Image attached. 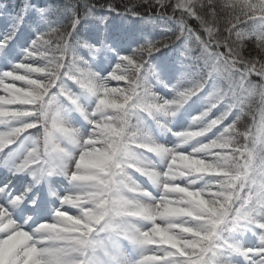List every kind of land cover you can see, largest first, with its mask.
I'll return each mask as SVG.
<instances>
[{
	"label": "snow or ice",
	"instance_id": "snow-or-ice-1",
	"mask_svg": "<svg viewBox=\"0 0 264 264\" xmlns=\"http://www.w3.org/2000/svg\"><path fill=\"white\" fill-rule=\"evenodd\" d=\"M143 3L175 27L114 32L115 5L85 0L83 16L36 8L24 44L22 15L0 35V152L20 185L0 179V264H264V0Z\"/></svg>",
	"mask_w": 264,
	"mask_h": 264
},
{
	"label": "trees",
	"instance_id": "trees-1",
	"mask_svg": "<svg viewBox=\"0 0 264 264\" xmlns=\"http://www.w3.org/2000/svg\"><path fill=\"white\" fill-rule=\"evenodd\" d=\"M84 3L85 0H0V35L7 33L11 29L12 25L16 20L17 15H22L24 17V22L23 25L21 26L22 29L19 34V41L21 44H24L26 38L35 28V24L33 23V21L38 18L35 12L36 8H51V9L63 10L67 6L70 9L78 10L79 15L83 16ZM87 3L95 6L96 8L95 15H101V14L107 15L106 9L101 10L99 8V5L106 3H112L115 5V7L119 10V12L122 15L116 16L113 13L111 16H109V25L114 32H135V33L142 32L149 38L160 39L164 35L163 30L166 26L175 27L174 22H169L167 25H165L164 21L157 19L158 6L150 8L148 5L143 3V0H87ZM27 4H31L33 7L29 8L27 12H24L25 5ZM126 4H135L136 10L141 14V17H143V19L137 17H131V16L124 17L123 16L124 6ZM167 14L171 15L170 8L167 9ZM176 15L177 18H179V13H177ZM149 17H151V19H149ZM51 19L56 20L57 16L53 14ZM62 20L65 25L69 23L66 17H63ZM89 21L90 22L92 21L91 17H89ZM188 22L192 27L198 28V24L196 21L190 19ZM233 40H235L234 35H233ZM175 43L178 42L173 41V44ZM237 43L239 44V42ZM17 51L19 52V48L17 49ZM198 51H199L198 49L193 47V55H197ZM242 52L245 56L250 55L255 57L258 55V49L256 48L255 43L247 39L243 41ZM78 55L83 56L85 60L89 61V63H92L93 58L91 57V54L88 53L87 49L81 48V50L78 52ZM156 55L161 58L175 59L176 57L182 56V52L181 49L173 47L172 50L162 49L161 53H157ZM184 78L191 79L192 77L191 75L186 74ZM180 79H181L180 74H177L176 79H173L169 87L166 88L167 93L170 92L172 85H175L177 81ZM251 79L253 81L258 82L260 78L258 76L253 75ZM111 82H115V81L113 80ZM117 82L120 83V81ZM150 84L153 87L151 80H150ZM125 86H126V82L124 84V87ZM208 91L209 92L212 91L211 87H209ZM197 114L198 113L193 112V115H197ZM143 115L146 117V113ZM132 123L135 124V120H133ZM147 123L152 124L154 122L151 121L150 118H148ZM237 258L243 259L242 257L239 256Z\"/></svg>",
	"mask_w": 264,
	"mask_h": 264
},
{
	"label": "rangeland",
	"instance_id": "rangeland-1",
	"mask_svg": "<svg viewBox=\"0 0 264 264\" xmlns=\"http://www.w3.org/2000/svg\"><path fill=\"white\" fill-rule=\"evenodd\" d=\"M115 81V80H114ZM125 82L126 81H120V83H118L117 81H115V82H110V86H112V87H116V86H119V87H124V84H125ZM18 84H19V82H17ZM154 83V85H155V88H154V91H161V92H164L165 91V88L162 86V85H159V84H156L155 82H153ZM0 94H3V93H0ZM185 120H187V122H188V117H187V115L186 116H182L181 117V119L177 122V124H181V123H184L185 122ZM176 124V125H177ZM186 124L187 123H185V126H186ZM0 130H3V126L2 125H0ZM160 139V142H163V143H168V145L169 146H171V143H174L175 142V138L173 137V142L171 141V137L168 135V136H164V137H162V138H159ZM5 151L4 152H0V168H1V174L3 173V171H4V173H3V175L1 176V174H0V179H3V180H7V179H12L13 180V183H14V186H16V187H19L20 185H19V181L16 179V178H12V177H10L9 176V173H8V171H7V168H6V166L3 164V156L7 153V151H8V149L6 150V148L4 149ZM146 156H148L149 158H151V159H153V160H155L156 159V157H153V156H150V155H146ZM132 174L134 175V177L138 180V182H140V183H142V184H145V185H149L150 183L147 181V179H146V177H139V176H137L134 172H132ZM141 179V180H140ZM177 183H181V181L180 180H178L177 181ZM149 186H151V185H149ZM149 186H148V189L150 190V191H155L152 187L151 188H149ZM75 211V209H72V212H74ZM243 258V257H242ZM236 259H238V260H243V259H241V258H236Z\"/></svg>",
	"mask_w": 264,
	"mask_h": 264
}]
</instances>
